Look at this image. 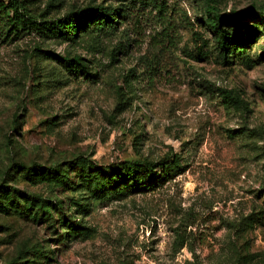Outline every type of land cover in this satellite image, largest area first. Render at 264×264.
I'll return each instance as SVG.
<instances>
[{
	"label": "rangeland",
	"instance_id": "374dc122",
	"mask_svg": "<svg viewBox=\"0 0 264 264\" xmlns=\"http://www.w3.org/2000/svg\"><path fill=\"white\" fill-rule=\"evenodd\" d=\"M19 1L81 26L1 17L0 264H264V0ZM210 5L243 19L225 53ZM144 160L175 162L86 186Z\"/></svg>",
	"mask_w": 264,
	"mask_h": 264
},
{
	"label": "trees",
	"instance_id": "16d2710c",
	"mask_svg": "<svg viewBox=\"0 0 264 264\" xmlns=\"http://www.w3.org/2000/svg\"><path fill=\"white\" fill-rule=\"evenodd\" d=\"M21 9V13H19ZM107 10V9H106ZM208 10L212 11L213 17L211 24L215 28L216 32L219 34L218 46L223 53L228 49L229 44L231 43V31L234 27H238L243 23L241 16H238L237 13H219L213 5L208 6ZM10 12L13 13V16L16 17L14 20V28L16 26V31L18 29H38V31H47L52 33L51 35L56 37H64L76 35L79 31L80 26L74 24V20L77 19L75 14H70L55 20L52 22L47 18L48 10H40L38 12H31L26 6H24V1L11 0L8 4L0 3V21L1 17H5L7 20H11L9 17ZM81 16L84 21L82 26L88 21L89 17H92L91 10L89 8H84L81 10ZM91 15V16H90ZM115 13L106 11L100 12L99 18L95 22L97 30H108L114 27L115 24L114 16ZM27 16V17H26ZM2 25H5L2 23ZM18 27V28H17ZM9 30V28H7ZM2 30L0 26V31ZM80 60V58H78ZM68 67H75L74 61L67 59ZM81 66L82 71L84 72V66ZM91 72H86L85 74H90ZM173 160L171 163L168 162H150V161H141L132 164L122 170L111 171L108 173H94L86 174L85 183L86 186L93 189L97 187L105 188L111 186L108 190V195L110 197H115L119 195H127L128 187L138 185V189L148 190L152 188L156 183L163 180L165 175L173 168ZM161 165L162 170H158L157 167ZM16 189H12V192H16ZM1 197V191H0ZM1 202V201H0Z\"/></svg>",
	"mask_w": 264,
	"mask_h": 264
}]
</instances>
